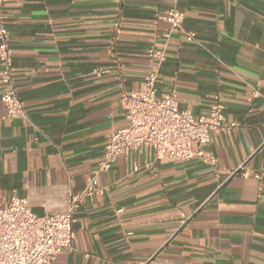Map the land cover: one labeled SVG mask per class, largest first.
Wrapping results in <instances>:
<instances>
[{
	"label": "crops",
	"instance_id": "obj_1",
	"mask_svg": "<svg viewBox=\"0 0 264 264\" xmlns=\"http://www.w3.org/2000/svg\"><path fill=\"white\" fill-rule=\"evenodd\" d=\"M175 4L183 30L168 40L159 95L199 116L218 94L240 126L212 134L215 164L156 161L149 146L119 155L53 264H264V0H6L28 117L8 116L0 81V208L17 192L39 215L67 210L129 123L119 71L142 87Z\"/></svg>",
	"mask_w": 264,
	"mask_h": 264
},
{
	"label": "built area",
	"instance_id": "obj_2",
	"mask_svg": "<svg viewBox=\"0 0 264 264\" xmlns=\"http://www.w3.org/2000/svg\"><path fill=\"white\" fill-rule=\"evenodd\" d=\"M5 1L0 0V81L4 86L1 99L9 117H28L18 91ZM166 20L170 24L165 34L166 41L159 46L153 40L147 49L151 66L142 87L128 90L127 77L119 71V89L129 123L111 133L99 169L82 191L70 194L67 210L39 215L32 209L28 198L17 192H13L9 203L0 208V264H53L59 254L72 248L76 238L77 213L83 200L93 199L101 193V188L96 186V175L109 170L119 155H128L133 150L149 146L156 161L198 158L215 164L216 157L207 148L212 134L237 128L240 123L227 121L218 94L213 96L209 113L199 116L189 109L180 108L173 95H159L158 84L167 59L168 40L174 31L183 30V14L176 4L168 11ZM185 37L190 42L198 41L193 31H187Z\"/></svg>",
	"mask_w": 264,
	"mask_h": 264
}]
</instances>
